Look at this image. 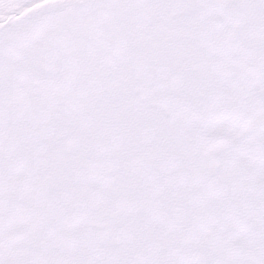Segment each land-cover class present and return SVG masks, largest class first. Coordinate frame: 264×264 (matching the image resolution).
<instances>
[{
	"label": "snow or ice",
	"instance_id": "1",
	"mask_svg": "<svg viewBox=\"0 0 264 264\" xmlns=\"http://www.w3.org/2000/svg\"><path fill=\"white\" fill-rule=\"evenodd\" d=\"M0 264H264V0H0Z\"/></svg>",
	"mask_w": 264,
	"mask_h": 264
}]
</instances>
